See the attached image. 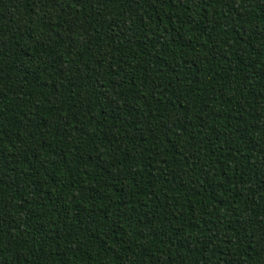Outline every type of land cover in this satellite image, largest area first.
Here are the masks:
<instances>
[{
    "label": "trees",
    "instance_id": "16d2710c",
    "mask_svg": "<svg viewBox=\"0 0 264 264\" xmlns=\"http://www.w3.org/2000/svg\"><path fill=\"white\" fill-rule=\"evenodd\" d=\"M0 264H264V0H0Z\"/></svg>",
    "mask_w": 264,
    "mask_h": 264
}]
</instances>
